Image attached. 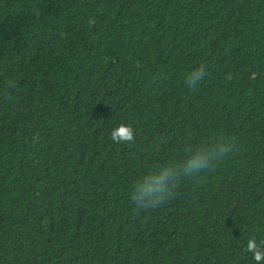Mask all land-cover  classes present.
Listing matches in <instances>:
<instances>
[{
    "label": "trees",
    "instance_id": "16d2710c",
    "mask_svg": "<svg viewBox=\"0 0 264 264\" xmlns=\"http://www.w3.org/2000/svg\"><path fill=\"white\" fill-rule=\"evenodd\" d=\"M218 137L215 170L136 207L138 179ZM250 239L264 252V0H0V264H264Z\"/></svg>",
    "mask_w": 264,
    "mask_h": 264
},
{
    "label": "clouds",
    "instance_id": "9594fccd",
    "mask_svg": "<svg viewBox=\"0 0 264 264\" xmlns=\"http://www.w3.org/2000/svg\"><path fill=\"white\" fill-rule=\"evenodd\" d=\"M206 67L200 68L188 77V84H198L205 74ZM113 141L131 142L135 139L131 126L120 125L112 131ZM234 148L231 140L218 137L217 140L207 146H187L182 160H170L166 164L151 169L147 175L137 180L133 186L132 201L137 208L147 209L162 205L174 193L182 178H195L202 172L213 171L217 164L226 157ZM247 249L254 253V259H264V252L258 249L254 239H250Z\"/></svg>",
    "mask_w": 264,
    "mask_h": 264
}]
</instances>
